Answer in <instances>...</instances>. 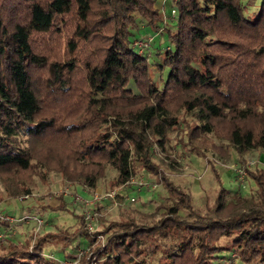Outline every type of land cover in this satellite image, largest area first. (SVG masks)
Masks as SVG:
<instances>
[{
    "label": "trees",
    "instance_id": "16d2710c",
    "mask_svg": "<svg viewBox=\"0 0 264 264\" xmlns=\"http://www.w3.org/2000/svg\"><path fill=\"white\" fill-rule=\"evenodd\" d=\"M172 2L171 46L161 56L169 70L158 87L131 38L140 25L161 28L157 0H0V174L16 181L6 195L30 193L15 178L34 167L31 142L65 145L70 181L95 186L109 167L117 187L140 168L166 192L157 218L109 222L102 242L82 227L59 230L64 247L78 236L96 243L79 264H239L223 260L233 250L240 264H264L263 168H246L249 197H229L215 170L214 198L196 208L154 160L180 111L197 121L186 131L191 152L209 163L200 141L209 133L238 155L264 151V0L253 15L242 0ZM157 237L169 244L146 249ZM49 238L0 240V264H58L43 250Z\"/></svg>",
    "mask_w": 264,
    "mask_h": 264
},
{
    "label": "rangeland",
    "instance_id": "374dc122",
    "mask_svg": "<svg viewBox=\"0 0 264 264\" xmlns=\"http://www.w3.org/2000/svg\"><path fill=\"white\" fill-rule=\"evenodd\" d=\"M242 1L248 7L245 13L253 15L262 0ZM157 2L156 6L160 8L164 16L165 25L161 22L160 29L150 25H140L133 29L131 38L149 39L148 48L142 53L148 55L152 80L158 87H161L169 70L161 60L164 49L171 46L166 28L172 29L175 21L172 18V0H165L163 3L157 0ZM178 115L180 123L175 130L169 132L165 150L161 151L155 147L154 160L158 162L159 170L165 173L174 184L188 190L193 206L196 208H202L206 202L214 198L218 186L214 179L215 170L220 186L230 192L229 197L235 195L249 197L255 186L253 180L246 176L241 181L237 180L232 166L248 160L252 161L248 168L258 165L257 167L264 169V164L259 163V166L256 163L259 160L257 158L259 154L253 153L254 151L260 152V150L252 149L243 155H238L235 149L228 145L226 139L219 138L213 133L201 135L200 141L206 145L203 151L209 159L213 160L209 163L204 157L193 154L192 144L187 141L186 131L197 124L192 112L180 111ZM30 144L34 154V167L18 174L15 178L22 180L24 185L30 189V193L26 195L21 192L17 197L9 198L6 195L5 186H14L16 181L11 175L0 174V212L3 216H11L10 220L0 219L2 244L7 243L4 238H17L33 243L43 234L48 233L50 238L42 245L44 252L52 262L79 264L80 257L86 251L97 242H102L104 235L99 231L103 230L109 222L133 217L138 222L150 223L159 216L161 210L157 207L164 203L166 192L155 176L139 168L136 175L132 176L130 183L111 187L109 180L113 178L115 171L107 167L104 174L96 181L95 186H88L78 181H70L63 174L62 169L64 168L65 171L68 169L66 166H61L68 162L65 145L40 142ZM139 181L142 185H139ZM107 191L121 194V198L115 196V202L112 199L103 198L99 201H91L92 193ZM60 201H65L67 208L52 209ZM86 213L93 214L95 218L91 229L87 227L84 219ZM79 227H82L89 237H96V243L90 242L83 236H78L70 245L64 247L60 236L62 233L58 231L62 229L76 231ZM220 242L228 244L225 239ZM155 243H157L158 252H160L161 245L169 244L167 239L160 238L159 240L157 237L147 243L146 249H152ZM158 252H154L147 259L153 260ZM221 254H230V257L223 260L240 264L236 250L221 252Z\"/></svg>",
    "mask_w": 264,
    "mask_h": 264
},
{
    "label": "built area",
    "instance_id": "2783aa9c",
    "mask_svg": "<svg viewBox=\"0 0 264 264\" xmlns=\"http://www.w3.org/2000/svg\"><path fill=\"white\" fill-rule=\"evenodd\" d=\"M165 0H161V2L163 3ZM174 8L172 10V14H174ZM149 45V39H145V38H140V39H136L133 38L132 39V46L134 48L137 49L138 52H142L144 49H147ZM252 163V161H245V163H241V164H235L232 166V171L234 172V175L236 176L237 180H243L245 174H246V168L248 167V165ZM131 182V178L127 183ZM126 183V184H127ZM139 185H142V182L139 181ZM115 196L116 193L113 191H107L104 193H97L94 192L91 195V201H99L100 199H112L115 202ZM130 200L132 201L133 198L131 197ZM0 219H4V220H10L11 216L10 215H2V213L0 212ZM86 225L89 229L92 228L93 222H94V216L93 214L90 213H86L84 216ZM0 237H2V233H0ZM100 237V236H99Z\"/></svg>",
    "mask_w": 264,
    "mask_h": 264
},
{
    "label": "crops",
    "instance_id": "0c3cea01",
    "mask_svg": "<svg viewBox=\"0 0 264 264\" xmlns=\"http://www.w3.org/2000/svg\"><path fill=\"white\" fill-rule=\"evenodd\" d=\"M251 153H252V152H251ZM253 153H258V154H259V155L257 154V155H258L257 158H258L259 160H257L256 163H257V164H259V163L264 164V151H260V152H259V151H258V152L254 151ZM254 156H255V155H254ZM248 157H249V156H248ZM255 157H256V156H255ZM262 160H263V161H262ZM257 166H258V165H257ZM259 166H260V164H259ZM261 168H262V167H261Z\"/></svg>",
    "mask_w": 264,
    "mask_h": 264
}]
</instances>
